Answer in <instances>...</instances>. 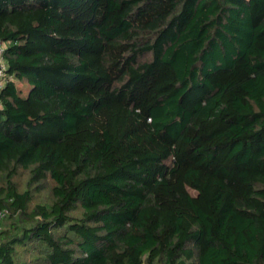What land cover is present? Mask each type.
Segmentation results:
<instances>
[{
	"label": "trees",
	"instance_id": "trees-1",
	"mask_svg": "<svg viewBox=\"0 0 264 264\" xmlns=\"http://www.w3.org/2000/svg\"><path fill=\"white\" fill-rule=\"evenodd\" d=\"M0 264H264V0H0Z\"/></svg>",
	"mask_w": 264,
	"mask_h": 264
},
{
	"label": "built area",
	"instance_id": "built-area-1",
	"mask_svg": "<svg viewBox=\"0 0 264 264\" xmlns=\"http://www.w3.org/2000/svg\"><path fill=\"white\" fill-rule=\"evenodd\" d=\"M0 46H1V43H0ZM1 54H2V51H1ZM7 212H8L7 210L0 211V220L6 216Z\"/></svg>",
	"mask_w": 264,
	"mask_h": 264
},
{
	"label": "rangeland",
	"instance_id": "rangeland-1",
	"mask_svg": "<svg viewBox=\"0 0 264 264\" xmlns=\"http://www.w3.org/2000/svg\"><path fill=\"white\" fill-rule=\"evenodd\" d=\"M1 51H2V45L0 46V54H1ZM0 63L1 64L3 63L1 55H0ZM0 75H1V73H0Z\"/></svg>",
	"mask_w": 264,
	"mask_h": 264
}]
</instances>
